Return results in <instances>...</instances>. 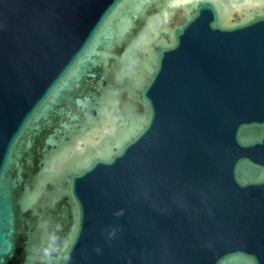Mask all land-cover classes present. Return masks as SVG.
Returning <instances> with one entry per match:
<instances>
[{
    "label": "water",
    "instance_id": "95a60500",
    "mask_svg": "<svg viewBox=\"0 0 264 264\" xmlns=\"http://www.w3.org/2000/svg\"><path fill=\"white\" fill-rule=\"evenodd\" d=\"M0 181L4 264H264V0H0Z\"/></svg>",
    "mask_w": 264,
    "mask_h": 264
},
{
    "label": "snow or ice",
    "instance_id": "6c2138e0",
    "mask_svg": "<svg viewBox=\"0 0 264 264\" xmlns=\"http://www.w3.org/2000/svg\"><path fill=\"white\" fill-rule=\"evenodd\" d=\"M149 123V121H146V124ZM111 161H109L110 163ZM5 191V187L3 185V182L0 181V195L3 194V192ZM4 247H6V245H4ZM5 253L3 251V247H0V256H3ZM0 264H4V260L3 259H0Z\"/></svg>",
    "mask_w": 264,
    "mask_h": 264
}]
</instances>
